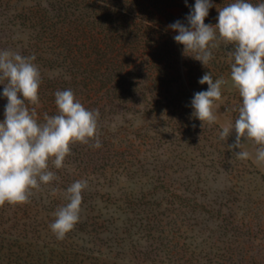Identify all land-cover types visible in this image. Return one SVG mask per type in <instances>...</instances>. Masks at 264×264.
I'll list each match as a JSON object with an SVG mask.
<instances>
[{"label":"trees","instance_id":"trees-1","mask_svg":"<svg viewBox=\"0 0 264 264\" xmlns=\"http://www.w3.org/2000/svg\"><path fill=\"white\" fill-rule=\"evenodd\" d=\"M232 2L211 0L206 17L218 23V8ZM194 5L195 0H49L26 15L33 30L30 55L68 74L41 79L43 110L37 116L57 114L54 93L65 89L100 113L102 147L90 141L91 176L82 191L81 207L85 203L88 212L75 224L87 233L88 248L76 257L88 253L94 264H201L196 247L172 241L185 231L196 238L204 216L213 220L225 210L235 212L227 204L252 201L251 181L259 171L249 159L236 158L240 150L229 148L231 140L220 139L214 127H202L192 115L194 95L184 86L183 68L196 83L206 66L192 52L182 62L169 26L178 20L189 26ZM219 47L234 50L224 42ZM225 63L210 74L217 78L231 70ZM119 116L132 120L116 122ZM233 215H222L223 222L242 225V217ZM224 229L230 232V225Z\"/></svg>","mask_w":264,"mask_h":264},{"label":"clouds","instance_id":"clouds-1","mask_svg":"<svg viewBox=\"0 0 264 264\" xmlns=\"http://www.w3.org/2000/svg\"><path fill=\"white\" fill-rule=\"evenodd\" d=\"M212 6L211 0H195L187 16L189 26L178 20L169 27L178 32L174 40L184 45L185 54L196 53L191 56L206 67L213 58L209 45L217 33L225 45L234 46L229 52L230 75L242 103L234 109L239 113L234 125H221L219 137L227 139L235 129V143L229 148L240 149L235 152L236 158L264 163V2L234 0L219 7L218 23L214 26L205 23ZM34 60L35 55L25 57L11 49L0 50V83L6 81L3 96L8 101L5 119L0 121V206L6 202L27 203L33 190L56 179L49 170V161L57 169L63 167L72 144L95 140L91 146L102 147L97 135L99 110L87 109L71 89L57 90L54 93L57 114L45 113L43 122L39 121L35 107L28 106L39 102L41 74ZM199 83H207L209 87L194 94L191 107L192 115L202 121L203 127L205 122L210 125L217 122L213 105L221 99L222 85L227 81L213 80L208 72ZM242 138L258 145L255 156L244 149ZM86 187L87 181L76 180L66 189L67 203L53 213L55 219L49 224L57 239H64L78 222L82 191Z\"/></svg>","mask_w":264,"mask_h":264},{"label":"rangeland","instance_id":"rangeland-1","mask_svg":"<svg viewBox=\"0 0 264 264\" xmlns=\"http://www.w3.org/2000/svg\"><path fill=\"white\" fill-rule=\"evenodd\" d=\"M48 1L0 0V50L11 49L19 52L22 56H31L30 42L33 30L29 28L31 23L26 15L29 16L27 13L31 9L37 10L47 6ZM171 11L179 12L177 8H173ZM205 23L214 26L216 24L215 17L212 15L205 17ZM173 33L174 35L178 34L175 30ZM220 42L223 41L217 33L216 39L209 45L213 58L209 61L206 70L203 71L205 74L213 68L219 70L222 66L225 67V60L231 61L229 54L231 51L220 48ZM212 44H215L216 47H212ZM188 54L184 52V45L180 44V57L183 63L189 59L191 52ZM33 63L39 68L41 79L53 76L68 77L65 72L67 68H45L42 66V60L37 58ZM230 73L231 70L227 69L221 77L212 76L213 80L223 78L227 81L225 85H222L221 99L215 101L213 105V111L218 119L211 126L216 129L217 134L220 132L221 125H234L239 115L238 111L234 109H238L242 103L238 90L232 84ZM183 76L184 86L189 88L188 90L193 95L196 92L205 91L209 87L207 83L200 84V79L196 83L193 82L185 67ZM4 83L6 81L0 83V121L5 119L4 111L8 102L7 98H3V90L6 86ZM62 86L67 88L66 84H62ZM35 109L36 113H39L43 110V105L37 104ZM129 117L121 119L119 116L115 119L120 123L125 119L132 120ZM38 119L43 122L41 117ZM137 122L139 123V120ZM235 138L236 132L233 129L227 140L235 143ZM241 142L244 143V149L255 156L258 145L252 140L246 141L245 138H242ZM90 152V141L88 144L79 142L72 144L71 153L65 158L63 167L57 169L51 160L49 161V170L55 173L56 179L48 184H41L38 190H33L27 203L12 205L6 202L0 206V264H94V260L88 257V253L76 257L81 249L88 248L86 232L78 230L75 225L61 240L57 239L49 228V224L55 219L53 213L67 203L66 189L76 180L87 181L88 178L90 179L91 168L86 161ZM249 160L252 164L251 169L259 171V173L255 172L256 174L252 177L253 181H251V188L256 189L251 198L252 201L227 204L226 207L234 206L235 212L225 210L221 213L220 219L209 220L210 217L204 216L201 219L203 222L199 219L201 230L196 238H189L188 236H192V233L187 235L185 231L182 238H175L171 244L183 248H187L189 245L196 247L195 250L200 255L198 258L201 264H264V163L257 164L253 162V159ZM88 183L89 181H87ZM84 206L85 203L83 207H80L79 218L81 214L83 217L88 212ZM232 213H235L232 218L242 217V225L238 222L239 226L236 224L234 226L229 220L223 222L222 215H231ZM251 219L254 221L250 222ZM226 224L230 225V232L225 231ZM249 225L252 227L248 229Z\"/></svg>","mask_w":264,"mask_h":264}]
</instances>
